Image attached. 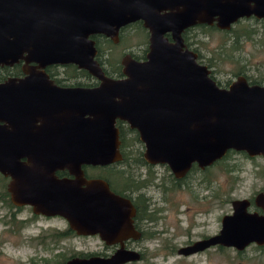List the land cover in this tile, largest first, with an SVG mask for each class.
<instances>
[{
    "label": "water",
    "instance_id": "95a60500",
    "mask_svg": "<svg viewBox=\"0 0 264 264\" xmlns=\"http://www.w3.org/2000/svg\"><path fill=\"white\" fill-rule=\"evenodd\" d=\"M250 14L263 18L264 0H0V65L34 64L26 77L0 83V173L11 178L12 200L62 216L78 234L112 242L132 233L131 200L102 179H87L82 169L121 159L117 120L138 132L148 163L166 165L177 178L192 164L210 166L228 150L264 158V85L239 76L220 87L181 36L215 16L226 28ZM136 21L149 31L146 58L126 55L124 77L111 78L95 60L91 36L116 39L120 27ZM66 64L87 70L99 85L57 86L44 68ZM65 169L70 177L57 178L55 172ZM236 219L227 218L219 235L181 253L264 239V217ZM137 258L121 249L111 258L67 264Z\"/></svg>",
    "mask_w": 264,
    "mask_h": 264
},
{
    "label": "flooded vegetation",
    "instance_id": "af4514ba",
    "mask_svg": "<svg viewBox=\"0 0 264 264\" xmlns=\"http://www.w3.org/2000/svg\"><path fill=\"white\" fill-rule=\"evenodd\" d=\"M249 6L252 7L253 3L249 2ZM216 18L218 17L215 16L214 20H212L211 23L198 22L194 24L193 26H190L184 29L183 32L181 33V36L185 44V47L190 50H192V48L200 49V47H202L204 44V41L200 39L201 42L191 44L190 48L186 45V41L183 35L189 28H193L198 25H202V26L205 25V26L211 27L212 30H217V31L230 35L229 40H232V36H234L235 34L237 35L242 34L243 33L242 31L244 29L245 31H249V33L254 34L256 29H259L258 23L256 22L258 20H264V17L257 18L253 14L243 15L241 17H238L236 20L230 22L228 27L221 28L218 26V20H216ZM121 28L122 27H120V29ZM120 29L118 30V35L116 39H112L103 34H96V35L91 36V38L97 35H103L109 38L112 41V43L118 44L120 42V37H119ZM145 29L148 33L147 35L148 43H147V50H146V53H147L148 47H149V31L147 28ZM199 30L201 29H196V31L194 32V33H197V35L194 36L196 39H198V36H200L198 33ZM165 36L167 37L169 41H172L170 33H166ZM246 40L256 41V37L255 38L250 37L248 39L244 37L242 38L239 44H242V42ZM94 46H95V41H94ZM239 48H240V45H239ZM146 53L143 58L141 59L134 58V59L142 61L146 58ZM129 54L130 52H126L123 58ZM197 61H198V57H197ZM15 65L18 66L19 72L14 73V74H8L6 76H1L0 74V83L6 82L11 78L22 79L26 77L27 66L28 65L32 66L34 64L31 63L27 65L24 63L23 60H19L18 62L12 65H6V66H15ZM0 66H5V65H0ZM49 66H52V65H48L44 68V71L46 73H47V69ZM56 66H63V65H56ZM47 75L50 78V80H52V82L59 87H96L99 85V81L93 75L92 76L95 78L96 83L94 84L91 83L88 85H79V84L69 82L70 79L64 75L58 76L59 81H60V84H59V83H56L55 80L51 78L48 73ZM123 77L124 75L122 74L121 76H118V77L112 76L111 78L120 79ZM117 121H122V120H117ZM117 121H116V127H117ZM122 122H125V121H122ZM34 124L35 126L40 125L39 119ZM118 134H119V129H118ZM119 140H120V136H119ZM140 142L142 144V155H143L145 147H144V143L141 140ZM120 144H121V141H120ZM119 148H120V145H119ZM235 152H238V151H235ZM246 156L248 155L246 154ZM148 164H150L149 165L150 167L141 166L139 168H136V170L134 169L135 168L134 167L133 168L135 170L134 173H136L137 177L139 178V181H142V179H145V178L148 179L153 175L154 182L158 184L159 183L158 181L161 179V176L159 175V173L153 170V167L155 165H161L163 167L166 165L151 164V163H148ZM83 166H92V165H83ZM105 166H108V165H105ZM105 166H98V167H105ZM60 171H63V170H60ZM65 171L66 172L64 173L61 172L60 174H58L56 171L55 172L56 177L57 178L70 177L68 171L66 169ZM4 177L8 178L7 186L5 187V189L9 193L10 201L7 204H3L4 206H0V223L3 225V228L0 231L2 234L0 236V243H1V240L2 241L5 240L7 236H11L13 237L12 241L21 242L22 244L24 243L28 245L31 249L34 250V253L30 256V260L28 264H67L69 261L73 259H90V258L106 259V258H111L118 250H121V249L126 250V251L135 252L138 255V258L134 260H128L120 264H135L137 262H144L148 259V257H150L151 252L146 243L149 242L150 240H154L159 235H163L162 243L167 244V245L161 244V249H165L168 255H179L185 258H190V259H193V257L203 256L204 257L203 264H210V262L208 261L211 259V256L212 258L214 257L218 258L217 264H224L225 262L227 264H264V239H262L261 241H256V240L248 241L242 246H226V245L217 243V244H212L208 247H204L202 249H199L197 251H194L186 255L181 253L183 248L192 246L195 242L207 240L211 237L219 235L221 231L224 229V222L229 217H236L237 219L235 220V223H238L242 221L244 218L250 217V216H254L258 218L264 217V188L259 190L257 196H251L249 198H244L248 201V203L245 204V206H232V205L231 206H193V207L192 206H171V208H167L166 206H134L132 199L127 197L131 200L133 204L132 206L133 214L130 220V226L132 229L131 231L132 233H130L125 238L116 239L115 241L108 242L102 239L99 234H93V235L78 234L76 231L71 229L69 225L65 229L63 226L60 227V226L50 224V223L42 224V225L38 224L40 220H44L45 222H48L49 220H53L56 218H59L62 220H65V218H63L62 216L58 214L48 215L40 211H36L34 206H31L28 204H18L14 202L12 200V194L9 190V184H10L11 178L8 176H4ZM97 179H101V178H97ZM150 186L151 184H149L148 186L143 184L140 186V188L138 187L137 191L139 194H145L149 196L146 192L147 190L150 189ZM0 189H1V186H0ZM167 211H168L167 217L169 218L173 217L174 223L178 222V224L181 226L184 223V221H186L187 227L182 228L179 233L176 230L171 231L170 229H167L166 226L170 224L169 221H165ZM182 217H184V220L182 219ZM214 217L217 220V228L215 229V231L208 233L207 231V227L209 225L208 218H214ZM29 226H31V228ZM33 226L35 227L34 230H32ZM74 234L78 235L79 238L92 239L93 241L91 243L89 242L87 243L83 241L80 246L78 247L75 246L72 250H69V251L64 250V247L62 246V242L65 239L69 238L71 235L74 236ZM179 236L185 237V239L183 240L184 242H186L184 246H177L175 242V238ZM236 240L239 241L240 239L236 238ZM167 241H170V242L167 243Z\"/></svg>",
    "mask_w": 264,
    "mask_h": 264
},
{
    "label": "rangeland",
    "instance_id": "374dc122",
    "mask_svg": "<svg viewBox=\"0 0 264 264\" xmlns=\"http://www.w3.org/2000/svg\"><path fill=\"white\" fill-rule=\"evenodd\" d=\"M136 34L135 31H130L128 34L130 41L113 49L111 55L119 56L120 52L128 50L140 56L145 44L143 41H138L141 40L142 35L137 36ZM229 37L230 35L217 30H213L210 35L198 36V40L204 41L203 46L198 49L203 56L202 60L205 64L209 63V60L214 63L210 69L214 78L222 85L228 81H234L239 76H248L251 80H264V46L258 42L260 38H257L256 41L242 42L240 48L235 51L229 47ZM225 42L228 43V47L220 54L218 48ZM126 45L131 46L126 49ZM153 170L159 173L163 180L158 181L160 185H151L147 190L146 193L151 198L150 206H166L167 208H171V206H231L235 200L257 196L259 190L264 188V158L260 155L246 156L240 152L231 153L222 164L213 167L206 175L197 173L187 177L188 186L184 184L177 189L168 186L169 180L165 179L168 171L163 166L155 165ZM205 178L209 180L207 181ZM3 204L7 203L0 200V206H4ZM167 216L168 211L165 221H169L170 224L166 226L167 229L176 230L179 233L182 228L187 227L186 221L180 226L178 222L174 223L173 217ZM182 219L184 220V217ZM208 220L207 231L211 233L217 228V220L215 217L208 218ZM47 223L63 226L65 229L68 227L66 220L59 218L48 222L44 220L38 222L40 225ZM29 227L31 228V226ZM2 228L3 225L0 223V231ZM34 229L33 226L32 230ZM162 236H155L154 240L146 243L151 252L150 257L144 262L135 264H203V256L190 259L179 255H168L165 249H161V244L167 245L162 243ZM184 239L185 237L182 236L175 238L177 246H184L186 243L183 241ZM12 240L11 236L1 240L0 264H28L34 250L24 243ZM83 241L91 243L93 240L82 239L74 234V236L71 235L65 239L62 246L64 250L69 251L75 246H80ZM169 242L167 241V243ZM210 260L207 259L210 264L218 263L216 257L212 258L211 256Z\"/></svg>",
    "mask_w": 264,
    "mask_h": 264
},
{
    "label": "trees",
    "instance_id": "16d2710c",
    "mask_svg": "<svg viewBox=\"0 0 264 264\" xmlns=\"http://www.w3.org/2000/svg\"><path fill=\"white\" fill-rule=\"evenodd\" d=\"M260 22V23H259ZM256 23H258V28L253 33H249V31H245V29L242 31L243 33L240 35L235 34L232 36V40L229 41V47L231 49H239V43L242 40V38H260L258 42L262 46H264V20H258ZM196 29H201L198 31L199 35H210L212 33V28L205 26V25H198L193 28L187 29L185 32L184 39L186 41V45L190 48L191 44L201 42L200 40L196 39L194 36L197 35V33H194ZM135 31L138 35H142L141 40L145 44V47L142 51V54L136 55L133 51H122L118 55H111V51L113 49L118 48V46H121L122 43H128L130 41L129 32ZM147 31L142 25V22H134L131 24H128L120 29V42L118 44L112 43V41L103 36V35H97L92 37L95 41V47H96V55L95 59L104 71V73L108 76L118 77L122 75V58L126 52H130V56L132 58L141 59L144 57L146 50H147ZM139 38V37H138ZM234 38V39H233ZM131 45H126V49H128ZM199 46V45H198ZM228 47V43H223L222 46H220L219 53L222 54L223 51H225ZM194 52L197 53L198 61L202 64H205L202 60L203 56L199 52L198 49H193ZM121 54V55H120ZM207 68L210 70L214 63L209 60V63L205 64ZM108 66V67H107ZM12 67V68H11ZM19 68L17 65L15 66H0V74L1 76H6L8 74H14L18 73ZM47 73L51 78L55 80L56 83L60 84L59 77L60 75L67 76L72 83L79 84V85H88L91 83H96L95 78L85 69H79L76 65L73 64H67L63 66H56L52 65L49 66L47 69ZM210 77L215 80V82L220 87H227L231 82L228 81L225 85H222L219 81H217L212 72L210 71ZM249 84H260L264 85V80L260 79H249L248 76H244ZM117 127L119 129V136H120V154L121 159L118 160V162H115L111 165L105 166V167H98V166H83V172L84 176L87 179H97L101 178L102 180L106 181L109 185V188L122 195L126 196L132 199L134 206H150L151 198L145 194H139L138 193V187L140 188L141 185L148 186L149 184L156 186L160 185V183L156 184L154 182L153 175L148 179H142V181H139V178L137 177L136 173H134V167L139 168L141 166H148L150 167L143 158L142 155V144L139 140L137 131L135 129H131L128 127V125L125 122L117 121ZM235 153L234 150H228L220 159L213 162L212 165L205 167V168H199L197 164H192L191 168L187 172V174L181 178L175 177L172 173H170L169 169L165 167V170L168 171L166 174L167 178H165L167 181L169 180V187L177 189L178 187H181L182 185L188 186L186 183V178L194 176L195 174H203L206 175L208 171H210L213 167L218 166L219 164H222L224 160L231 154ZM244 155H246L244 152H240ZM63 171H57L58 174ZM163 180V177H161ZM207 181L208 178H205ZM7 180L8 178L2 176L0 174V200L6 203H9V193L6 191L5 187L7 186Z\"/></svg>",
    "mask_w": 264,
    "mask_h": 264
}]
</instances>
